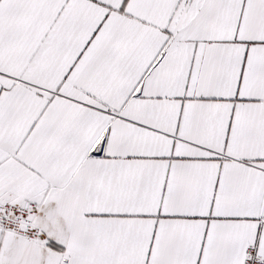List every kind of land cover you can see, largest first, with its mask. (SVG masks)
<instances>
[{"label": "snow or ice", "instance_id": "1", "mask_svg": "<svg viewBox=\"0 0 264 264\" xmlns=\"http://www.w3.org/2000/svg\"><path fill=\"white\" fill-rule=\"evenodd\" d=\"M0 264H264V0H0Z\"/></svg>", "mask_w": 264, "mask_h": 264}]
</instances>
